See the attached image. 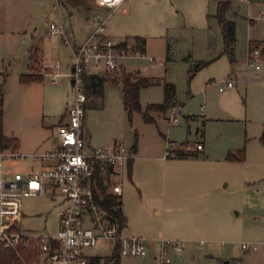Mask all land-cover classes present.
<instances>
[{
  "label": "rangeland",
  "instance_id": "1",
  "mask_svg": "<svg viewBox=\"0 0 264 264\" xmlns=\"http://www.w3.org/2000/svg\"><path fill=\"white\" fill-rule=\"evenodd\" d=\"M90 1L92 20L104 26L106 37L116 44L126 41L128 47L118 60L125 69L104 75L118 78L128 72L159 82L142 88V109L131 117L121 85L110 82L103 95L90 98L87 106L86 129L93 146L103 141H121L131 150L136 146L130 173L120 180L128 221L125 234L155 244L173 238L191 239L203 247L214 242L227 252L230 264H264V84L250 70L245 54L249 40L264 41V0L230 4L227 18L236 25L234 47L239 60L235 72L242 83L224 93L215 83L235 78L230 58L223 53L220 25L208 18L216 14L217 0H136L133 10L98 8ZM61 5L56 0H0L3 133L26 146L45 142L40 150L56 144V124L74 96L72 49L62 36L50 32L52 23L63 24ZM135 37L145 39L144 53L132 49ZM51 41L57 43L59 54L44 58L47 71L41 61L33 65V73L43 80L21 83L20 77L31 72V46L46 47L47 54ZM165 83L176 88L178 125L166 119L168 112H151V121L143 116L149 105L164 102ZM195 142H204L205 151L194 148L193 156H180ZM242 149L244 161L227 159L229 153ZM168 150L172 156L166 158ZM28 165L5 162L8 170H24ZM60 199L59 192L24 198V227L54 234ZM243 244L257 249L245 250ZM111 249L103 240L84 252L104 256ZM129 259L122 258L121 264H134Z\"/></svg>",
  "mask_w": 264,
  "mask_h": 264
},
{
  "label": "built area",
  "instance_id": "2",
  "mask_svg": "<svg viewBox=\"0 0 264 264\" xmlns=\"http://www.w3.org/2000/svg\"><path fill=\"white\" fill-rule=\"evenodd\" d=\"M95 1L101 7L116 8L131 0ZM50 32L63 36L72 49L73 69L70 77L75 81L72 85L73 101L60 121L53 149L29 155L13 149L0 151V244L15 250L20 246L34 245L37 257L32 264H120L125 257H146L149 251L147 241L142 237L123 234L125 223L119 217H124L123 186L114 177L122 178L123 173L119 172V168L123 169V165L132 158L131 149L121 141H116L110 147L88 149L84 138L87 96L83 76L116 71L119 68L118 60L125 55L126 49L103 35V25L87 41L78 44L69 39L62 25L52 23ZM150 61L155 62L154 59ZM246 63L256 70L264 69V44L249 46ZM56 76L53 82H56ZM234 83L231 78L220 81V92L234 87ZM179 111L180 107L173 106L166 119L178 125ZM194 148L201 150L203 147L198 144ZM171 156V151H166L165 157ZM9 159L29 162V165L24 170H8L5 162ZM99 178L105 189L103 195L114 199V204L107 206L102 195L99 196L102 192ZM56 192L61 195L56 232L39 233L25 229L23 199L55 195ZM103 240L112 247L110 255H86V248H94ZM159 243L156 257L159 264H171V255L182 252L185 247L183 241L176 239H162ZM242 247L245 250L257 249L256 245L243 244Z\"/></svg>",
  "mask_w": 264,
  "mask_h": 264
},
{
  "label": "trees",
  "instance_id": "3",
  "mask_svg": "<svg viewBox=\"0 0 264 264\" xmlns=\"http://www.w3.org/2000/svg\"><path fill=\"white\" fill-rule=\"evenodd\" d=\"M231 0L219 1L217 5V12L215 15H208V18H215L221 28V32L224 40V53L227 54L230 58L231 64H234V45L236 42V25L235 22L229 20L227 18L228 11L230 9ZM145 39L142 37H135L134 45L132 49L144 53L145 52ZM119 47L128 49L126 41L119 44ZM40 61V49L38 47L34 48L30 52V68L31 72L29 74H24L20 77V81L23 84H32L36 82H41L43 80V76L40 74L36 76L33 73V65ZM202 65L197 67L200 68ZM196 69V70H197ZM113 83L116 85H121L122 93H123V103L128 115L131 117L135 111H141L142 106L140 103V92L142 88H146L149 86H153L158 84L154 79H149L146 77H142L140 74H132V73H123L118 78L111 77L104 74H84L83 76V86L84 91L87 96L86 107L88 106L89 99L96 96H102L104 92V86L106 83ZM4 85L0 84V151L6 149L17 150L20 146V142L18 138L8 137L3 133V120H4ZM175 94L176 88L173 84H164V102L162 104H151L144 111V119L146 121H151V112L158 113H166L175 103ZM262 140H264V132L262 134ZM183 147L188 148V143H184ZM136 150V146L134 147ZM194 150L192 149H182L180 152V156L189 158L193 156ZM227 159L234 161H244L245 160V150L242 149L238 152H231L228 154ZM131 166V165H129ZM130 173V171H129ZM102 182V179L99 178V183ZM101 194L106 202V205L114 204L115 200L112 198H106L103 194L105 193V189L100 184ZM98 196V197H99ZM120 219L123 223H125V217L120 216ZM116 253V257H117ZM37 257V251L34 245H30L29 247L20 246L19 248L10 249L5 248L0 244V264H32V262Z\"/></svg>",
  "mask_w": 264,
  "mask_h": 264
},
{
  "label": "crops",
  "instance_id": "4",
  "mask_svg": "<svg viewBox=\"0 0 264 264\" xmlns=\"http://www.w3.org/2000/svg\"><path fill=\"white\" fill-rule=\"evenodd\" d=\"M56 2L59 5L62 4L61 5L62 7L61 6L60 7L62 8L64 13L60 12V19H61L60 21H61V23H63L61 25L65 27L69 39L71 41H73L74 43H77V44L78 43H84L92 35H94L96 33V31L101 27V25H98L97 23H95V21H94L95 18H93L94 20H92V17H91L92 16L91 15L92 7L90 4V2H91L90 0H56ZM136 2H137L136 0L126 1L114 9H119V8L125 6L129 10H133L138 3V2L137 3ZM94 3H95L96 7L103 8V7L99 6L95 0H94ZM105 8H108V7H105ZM210 19H214V18L211 17ZM252 22H253V20H252ZM103 35L107 36L106 33L104 34V32H103ZM59 36H61V35H59ZM63 39H64V37H63ZM256 44H264V41L258 42V41L249 40L247 50H248L250 45L253 46ZM36 47H38L40 49V61H41L42 68L45 71H47L48 68L46 67L45 63L43 65L44 58L47 55L49 56V55H55L57 53L59 54V49L57 48V43L52 42L51 45H49V47L47 48V50L49 52L47 54L45 51L46 47L43 49L41 46L34 43L31 46V49L29 50V57H30L31 50H33ZM145 49H146V46H145ZM247 50H246L245 54H247ZM223 53H224V51H223ZM221 55H223V54H221ZM217 58H219V56ZM217 58H215V59H217ZM234 60H235V62H234V64H232V67H233L232 75L235 78V83H234V87H235L237 82L242 83V79L240 78L239 72L238 73L235 72V68L237 67L236 65H239V60L235 58V47H234ZM121 67H123V66L120 65L118 70L121 69ZM29 68H30V66H29ZM72 69H73V66H72ZM30 70H31V68H30ZM250 70L255 73L256 77H259L261 79V81H262L261 84H264V69L263 70H256L255 68L250 67ZM55 75H59V73H56ZM231 79H233V78H231ZM219 82L220 81L215 83L218 86V89H219ZM53 83H55V82H53ZM234 87L229 88L226 91L231 90ZM226 91H224V92H226ZM219 92H220V90H219ZM224 92H220V93H224ZM72 101H73V98L70 101V103L67 104L66 110H67L68 106L72 103ZM175 106L180 107V105L178 103ZM66 110H65L64 114H66ZM86 114H87V111H86ZM61 119L62 118H60V121H61ZM60 125H61V122H57L56 134H57L58 127ZM56 134H55V138H56ZM84 138H85V143H86V146L88 149H91L93 147H110L116 142V141H114L113 143H111L110 141H107V142L103 141L101 146H93L91 143V140H92L91 136L89 135V133L87 132V129H86V117H85V122H84ZM18 140L20 142V146L17 149V151L19 153L26 154V155L32 154V153L37 152V151L50 150L56 146V144H55L54 146L52 145V147L46 148L44 150H40V149H42L43 145L45 144V142L43 143V141L41 142L42 144L38 142V143L33 144L32 146H26V144H22V141L19 138H18ZM194 144L195 145L201 144L203 148L201 150H198V151H205L206 148H205L204 142L203 143L202 142H195ZM131 151L133 153L136 150H134V148H133ZM133 161H134V158H131L129 161H127L123 165V169L119 168V172L122 171L123 175H122V178L120 176L114 177V179L116 181L120 182V180L122 181L124 179L125 173L130 171L132 164H133ZM129 165H131V166H129ZM123 194H124V189H123ZM122 198H123V196H122ZM122 213L125 217V226H124V229L122 230V232H123V234H125V232L128 230V221H127V217H126L124 210H123V200H122ZM27 230H29V229H27ZM173 239L183 241L185 244V247H184V250L182 252L174 253L171 255V257H172V263L171 264H203L207 260L208 261L215 260L216 264L220 263V262H222V263L224 262V264H227V262L229 261V260H227L229 257L227 252L218 246H215V245L213 246L214 242H210L207 247H205V246L203 247V246L195 244L194 241H192L191 239H187V240L183 239V238L182 239L173 238ZM157 242L159 243V241H157ZM147 243L149 246V251H148L147 256L143 257V258L129 259L130 262H134V264H151V262H154V264L159 263L158 259L156 258L158 253H159V244H155L153 242H148V241H147ZM99 256H101V255H99ZM104 256H107V255H104ZM149 256H151L153 261H149V258H148ZM120 264H121V261H120ZM229 264H230V261H229Z\"/></svg>",
  "mask_w": 264,
  "mask_h": 264
},
{
  "label": "water",
  "instance_id": "5",
  "mask_svg": "<svg viewBox=\"0 0 264 264\" xmlns=\"http://www.w3.org/2000/svg\"><path fill=\"white\" fill-rule=\"evenodd\" d=\"M74 83H75V81L72 79L71 84L73 85ZM227 264H229V261L227 262Z\"/></svg>",
  "mask_w": 264,
  "mask_h": 264
}]
</instances>
